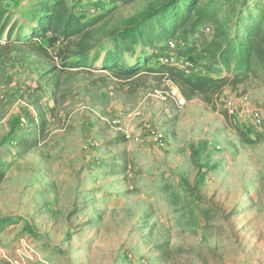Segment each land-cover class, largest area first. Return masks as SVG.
<instances>
[{"label": "rangeland", "instance_id": "obj_1", "mask_svg": "<svg viewBox=\"0 0 264 264\" xmlns=\"http://www.w3.org/2000/svg\"><path fill=\"white\" fill-rule=\"evenodd\" d=\"M38 1L5 2L17 27ZM170 1L65 0L101 18L84 67L63 70L81 49L59 42L0 47V264H264V77L186 99L165 77L100 69L116 31ZM176 1L155 24L204 7L208 40L257 23L264 34V0ZM156 60L207 74L173 49Z\"/></svg>", "mask_w": 264, "mask_h": 264}, {"label": "trees", "instance_id": "obj_2", "mask_svg": "<svg viewBox=\"0 0 264 264\" xmlns=\"http://www.w3.org/2000/svg\"><path fill=\"white\" fill-rule=\"evenodd\" d=\"M6 1L0 0V47L18 43L29 48L46 39L52 45L59 42L81 49L74 54L77 59L75 62H62L63 70L84 67L83 62L92 52L96 54L93 62L98 59L99 50L85 39V31L98 22L100 16L88 18L83 13H77L65 0H39L35 4L36 14L31 26L23 29L17 27L16 21H12ZM131 1L93 0V4H127ZM176 2L173 0L170 4ZM169 3L148 10L142 17L116 31L111 46L105 50L102 58L100 56V69L126 78L141 72L165 77L178 87L186 99L196 94L217 92L227 84H237L250 77H264V34L258 23L246 32L235 33L233 36L220 30L208 40L200 35V29L213 21L214 13L211 9H198L191 22L187 13L177 12L163 16V19L159 17L160 22L155 24L157 13ZM176 35L182 44L170 48L168 42ZM169 49H173L178 56H193L198 61H204L202 68L207 74H189L177 66L157 62L158 55ZM153 60L156 63L150 65ZM29 123L32 124V121ZM43 125L44 120L39 121V125H31L26 138L18 144L21 149L26 151L36 145V135ZM234 129L239 131L236 127Z\"/></svg>", "mask_w": 264, "mask_h": 264}, {"label": "built area", "instance_id": "obj_3", "mask_svg": "<svg viewBox=\"0 0 264 264\" xmlns=\"http://www.w3.org/2000/svg\"><path fill=\"white\" fill-rule=\"evenodd\" d=\"M173 94L175 95L176 92L173 91ZM176 99H177L178 103H180V104H182L184 102L183 98L180 97L179 95L176 96Z\"/></svg>", "mask_w": 264, "mask_h": 264}]
</instances>
